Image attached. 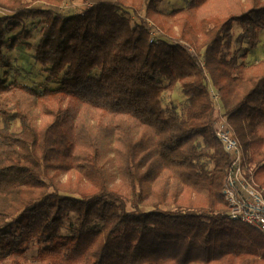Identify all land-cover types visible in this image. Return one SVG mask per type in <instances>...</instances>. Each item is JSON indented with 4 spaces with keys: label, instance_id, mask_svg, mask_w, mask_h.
I'll use <instances>...</instances> for the list:
<instances>
[{
    "label": "trees",
    "instance_id": "1",
    "mask_svg": "<svg viewBox=\"0 0 264 264\" xmlns=\"http://www.w3.org/2000/svg\"><path fill=\"white\" fill-rule=\"evenodd\" d=\"M66 1L0 0V72L24 41L60 79L0 77V264H264V234L225 214L212 131L214 91L264 195V0Z\"/></svg>",
    "mask_w": 264,
    "mask_h": 264
},
{
    "label": "built area",
    "instance_id": "2",
    "mask_svg": "<svg viewBox=\"0 0 264 264\" xmlns=\"http://www.w3.org/2000/svg\"><path fill=\"white\" fill-rule=\"evenodd\" d=\"M83 5L90 6L95 0ZM216 116L212 131L229 157L221 188V195L226 203L225 214L230 220L237 221L264 234V195L252 177V168L245 162L244 152L238 138L227 126L221 113L220 97L212 94Z\"/></svg>",
    "mask_w": 264,
    "mask_h": 264
},
{
    "label": "rangeland",
    "instance_id": "3",
    "mask_svg": "<svg viewBox=\"0 0 264 264\" xmlns=\"http://www.w3.org/2000/svg\"><path fill=\"white\" fill-rule=\"evenodd\" d=\"M187 0H161L158 4V7L162 11H169L175 8H179L185 5ZM92 2L91 0H87V3ZM83 0L73 1V2H65L63 4L62 10L64 12L72 13L78 10V7L82 6ZM39 4V3H37ZM1 15V12H0ZM37 21L28 22L30 28H32L33 37L28 39V42H32V46L35 44L38 37V31L35 28ZM240 31V27L238 25H234L233 28V38L236 37L237 33ZM259 43L250 53L247 55V62L251 63L256 60L264 58V32H261L259 35ZM235 50V47L232 48ZM32 47L27 45V42L19 41L16 47L13 50H6L5 56L8 61V65H3L0 72V77L6 82L17 81L20 83H24L30 85L37 89H42L46 86L56 87L58 85V81L60 79L53 80L50 83L45 81V71L43 70L41 65H37L31 57ZM212 90V88H211ZM213 91V90H212ZM214 92V91H213ZM163 99L166 104H175L178 108V111L182 113L185 107V97L182 95L179 89H175L172 92H165L163 94ZM111 144H107L105 147V160L107 162L110 170L113 171L112 164V152L110 151ZM66 179V175L62 177ZM35 252V249H32L31 254ZM31 255L28 254V258Z\"/></svg>",
    "mask_w": 264,
    "mask_h": 264
}]
</instances>
